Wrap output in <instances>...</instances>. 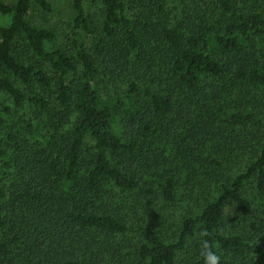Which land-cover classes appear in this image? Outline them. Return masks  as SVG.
I'll return each mask as SVG.
<instances>
[{
    "label": "trees",
    "instance_id": "1",
    "mask_svg": "<svg viewBox=\"0 0 264 264\" xmlns=\"http://www.w3.org/2000/svg\"><path fill=\"white\" fill-rule=\"evenodd\" d=\"M40 7L0 0V264H264V0H73L74 52Z\"/></svg>",
    "mask_w": 264,
    "mask_h": 264
},
{
    "label": "rangeland",
    "instance_id": "2",
    "mask_svg": "<svg viewBox=\"0 0 264 264\" xmlns=\"http://www.w3.org/2000/svg\"><path fill=\"white\" fill-rule=\"evenodd\" d=\"M8 3H14L17 0H4ZM51 4L52 11L45 12L41 7V12L37 11L38 14H33L34 18L31 20L39 26H44L47 29L53 31L57 35V40L52 44H48V47L53 46H64L69 52H74L75 43L74 38L78 40L79 43H83L87 47H91L94 42V35L85 31L81 28H76L75 25V11L73 8V0H48ZM94 4H89L92 8ZM35 13V12H34ZM11 15L0 14V25H7L10 22ZM264 47V42L260 44ZM261 65L264 64V57H260ZM258 92H263L262 88H257ZM114 88L111 85L102 84L100 86L101 98L104 102H107L111 97L114 96ZM258 99H264L263 96L259 95ZM9 108L10 112L7 113L6 109ZM31 106L27 105L22 108H18L13 99L6 93H0V117L4 119L3 123H0V144L3 142V137L6 132L11 129L19 128L23 125V116L25 114H30ZM30 116V115H29ZM28 118V116L26 117ZM126 119V112L119 105L115 104L113 106V118L112 124L114 132L118 135L123 134V123ZM1 177V175H0ZM179 204V203H178ZM183 205L181 201L179 205ZM259 211V210H258Z\"/></svg>",
    "mask_w": 264,
    "mask_h": 264
},
{
    "label": "clouds",
    "instance_id": "3",
    "mask_svg": "<svg viewBox=\"0 0 264 264\" xmlns=\"http://www.w3.org/2000/svg\"><path fill=\"white\" fill-rule=\"evenodd\" d=\"M209 259L211 260V264H218L219 257L216 256L214 253H208V255L206 256V264H208Z\"/></svg>",
    "mask_w": 264,
    "mask_h": 264
}]
</instances>
